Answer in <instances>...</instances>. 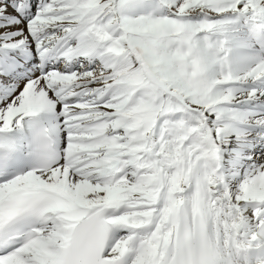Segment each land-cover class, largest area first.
<instances>
[{
    "label": "snow or ice",
    "instance_id": "snow-or-ice-1",
    "mask_svg": "<svg viewBox=\"0 0 264 264\" xmlns=\"http://www.w3.org/2000/svg\"><path fill=\"white\" fill-rule=\"evenodd\" d=\"M0 264H264V0H0Z\"/></svg>",
    "mask_w": 264,
    "mask_h": 264
}]
</instances>
